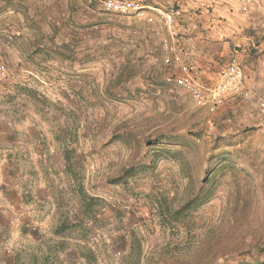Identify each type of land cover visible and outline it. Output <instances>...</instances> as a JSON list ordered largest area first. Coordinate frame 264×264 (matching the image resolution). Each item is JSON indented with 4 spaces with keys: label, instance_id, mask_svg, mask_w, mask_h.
<instances>
[{
    "label": "rangeland",
    "instance_id": "374dc122",
    "mask_svg": "<svg viewBox=\"0 0 264 264\" xmlns=\"http://www.w3.org/2000/svg\"><path fill=\"white\" fill-rule=\"evenodd\" d=\"M260 6L207 37L191 10L180 56L213 88L235 53L247 92L199 106L157 25L0 0V141H18L22 193H0V264H264Z\"/></svg>",
    "mask_w": 264,
    "mask_h": 264
},
{
    "label": "built area",
    "instance_id": "2783aa9c",
    "mask_svg": "<svg viewBox=\"0 0 264 264\" xmlns=\"http://www.w3.org/2000/svg\"><path fill=\"white\" fill-rule=\"evenodd\" d=\"M87 3H97L106 12L117 15H133L151 25H157L155 34L159 36L164 49L173 55L179 62L178 83L187 89L195 103L204 106L209 103L217 104L221 101L223 94L241 95L244 91V72L238 61L237 55L232 53L224 69L218 72L219 81L213 88L207 87L201 77V69L193 60L191 55L181 57L176 43L183 45L190 40L189 30L198 27V19L195 12L180 10H156L148 13L139 0H84ZM260 0H239L238 10L250 13L259 8ZM166 30V36L161 34L160 29ZM5 74L4 66L0 64V80ZM170 77H168V80Z\"/></svg>",
    "mask_w": 264,
    "mask_h": 264
},
{
    "label": "crops",
    "instance_id": "0c3cea01",
    "mask_svg": "<svg viewBox=\"0 0 264 264\" xmlns=\"http://www.w3.org/2000/svg\"><path fill=\"white\" fill-rule=\"evenodd\" d=\"M142 6H144L148 13H154L156 10H180V11H191L198 10L199 20H200V36H209L215 31V24L223 25V23H233L237 22V19L241 16H249L248 13H243L238 10L239 0H139ZM264 5V0H262ZM97 4V3H96ZM94 4V5H96ZM99 5V4H97ZM261 6H259L260 8ZM257 8V10L259 9ZM125 16V15H124ZM126 17H135L133 15ZM210 29V30H209ZM191 30L188 31L190 34ZM209 33V34H207ZM219 38L221 36L220 31L216 32ZM214 36V35H212ZM191 39V38H190ZM6 124H12L7 122ZM5 149L4 153H0V193L3 199L7 200L10 204L18 205L19 201L22 198L21 193V167L19 159L10 154L16 143L17 139L11 140H2ZM3 149V150H4ZM2 152V150H0ZM8 153V154H7ZM45 187L43 184L36 186L38 188ZM8 191L12 192L11 195L14 198L10 197Z\"/></svg>",
    "mask_w": 264,
    "mask_h": 264
},
{
    "label": "trees",
    "instance_id": "16d2710c",
    "mask_svg": "<svg viewBox=\"0 0 264 264\" xmlns=\"http://www.w3.org/2000/svg\"><path fill=\"white\" fill-rule=\"evenodd\" d=\"M90 4H93V5H94V4H96V3L93 2V3H90ZM104 11H105V10H104ZM242 264H246V263H242Z\"/></svg>",
    "mask_w": 264,
    "mask_h": 264
}]
</instances>
